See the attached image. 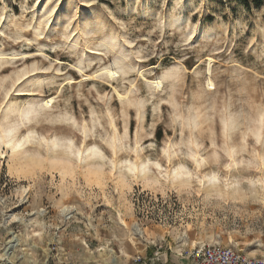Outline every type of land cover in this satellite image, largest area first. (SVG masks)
Wrapping results in <instances>:
<instances>
[{"label": "rangeland", "instance_id": "1", "mask_svg": "<svg viewBox=\"0 0 264 264\" xmlns=\"http://www.w3.org/2000/svg\"><path fill=\"white\" fill-rule=\"evenodd\" d=\"M246 1L0 0V264L264 259V1Z\"/></svg>", "mask_w": 264, "mask_h": 264}, {"label": "built area", "instance_id": "2", "mask_svg": "<svg viewBox=\"0 0 264 264\" xmlns=\"http://www.w3.org/2000/svg\"><path fill=\"white\" fill-rule=\"evenodd\" d=\"M192 264H264L263 258L249 256L235 246L203 244L191 251Z\"/></svg>", "mask_w": 264, "mask_h": 264}, {"label": "bare ground", "instance_id": "3", "mask_svg": "<svg viewBox=\"0 0 264 264\" xmlns=\"http://www.w3.org/2000/svg\"><path fill=\"white\" fill-rule=\"evenodd\" d=\"M15 108H17V107H15ZM32 111H33V107H27V108H24V109H20V112H21V114L20 115H28V114H31L32 113ZM94 152V151H93ZM95 154H96V152H95ZM67 209V208H66ZM135 233H137V234H139V233H141V231L137 228V227H135Z\"/></svg>", "mask_w": 264, "mask_h": 264}, {"label": "trees", "instance_id": "4", "mask_svg": "<svg viewBox=\"0 0 264 264\" xmlns=\"http://www.w3.org/2000/svg\"><path fill=\"white\" fill-rule=\"evenodd\" d=\"M255 4L260 5L263 3L264 0H253ZM246 4L249 6V0L246 1Z\"/></svg>", "mask_w": 264, "mask_h": 264}]
</instances>
